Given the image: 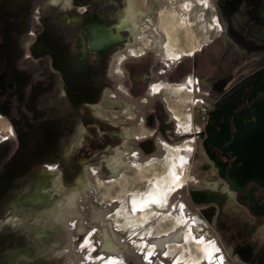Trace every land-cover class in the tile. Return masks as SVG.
I'll list each match as a JSON object with an SVG mask.
<instances>
[{
	"label": "rangeland",
	"instance_id": "rangeland-1",
	"mask_svg": "<svg viewBox=\"0 0 264 264\" xmlns=\"http://www.w3.org/2000/svg\"><path fill=\"white\" fill-rule=\"evenodd\" d=\"M161 1L162 8L167 10L166 18L171 28L176 35L182 36L179 38L185 52L200 45L196 29L201 27L203 33L209 32L211 35L216 30L212 9L223 31L214 42L202 47L191 57L183 55L179 59L168 61L164 58L162 49H157L158 45L152 43V47L147 50L153 52L148 51L141 57L129 56L123 61L121 69L124 77L123 72L115 74L120 78L118 90L122 93H127L122 84L127 83L129 77H137L142 82L147 76L139 74L145 72L146 68L153 71L149 79L147 102L140 103V97L131 102L135 105L131 108L132 115L136 116L134 122L126 125L131 128L122 127L119 132L118 126L125 124L109 121L108 116L112 111H108L107 105L112 100L111 94L122 96L116 88L107 84L109 78L115 80L111 69L112 58L100 60L96 68L90 60H84L86 69L83 68L82 59L71 57L48 59L25 53L23 59L18 60V78L22 90L20 116L14 124L17 134L13 142L0 144V178L4 169L17 166L7 181L0 184V264H252L253 260L242 257L240 250L245 243L254 246V242H262L264 231L261 230H264V226L260 223L259 234L252 238L250 233L242 231V220L236 215L237 206L229 202L219 206L211 199L216 188H203L207 187L212 177L204 172V166H200L201 162L197 160V132L203 122L199 119L198 106L193 105L196 99L208 96L211 92L208 85L202 82L203 77L209 75L211 65L226 60L234 63L233 69L253 60L239 55L238 47L226 33L227 20L220 15L215 0ZM263 2L264 0H260V3ZM262 10L264 14V8ZM58 13H54L53 20ZM39 15L42 12L33 14L29 30L24 24L21 25L25 35L33 34L34 24L39 26ZM145 20L147 38L159 36L156 25L160 19L156 5L146 12ZM53 27L52 35H55L59 26ZM161 38L166 39V36L161 34ZM40 41L44 45L43 39ZM126 49L123 45L122 52ZM25 52L29 51L26 49ZM9 53L14 59L18 57L15 48ZM31 61H34V65L29 66ZM63 62L69 66L72 79L67 83V91L56 88L61 82L59 71L63 68ZM81 66L82 71L89 76L87 80L86 74L84 79L81 77ZM189 77L195 80L193 87H189L193 92L186 89L175 96L165 88L158 92L151 90L153 85L160 82L176 85ZM95 84L99 88L103 87L100 90L97 88L98 97L88 94L90 90L93 92L96 89ZM84 85L89 86V89L83 90L82 95L80 90ZM133 87L135 90L136 86ZM135 91L138 94L143 92ZM47 94H51L53 104L56 96L59 99L61 94H67L68 106L65 109L52 107L49 110L46 104ZM112 97L117 102L115 104H118L119 111L127 109L116 95ZM142 100L145 101V98ZM141 108L144 111L139 113ZM53 111L56 115L59 111L67 113L68 124L49 123L46 116ZM77 111L83 114L81 123L76 120L79 117ZM145 112V129L141 127V136L135 137L134 128L140 125ZM70 116L75 120L73 123H69ZM184 122L189 124L188 127ZM51 125L57 130L52 153L37 141L41 129ZM70 125L71 130L61 128ZM31 131H34L33 135L28 139L27 135ZM185 142L194 149V156L189 163L187 153L170 157L164 148L165 143L173 150L180 148L181 152ZM68 148L74 149L71 157L67 156ZM68 151L70 153L71 149ZM131 151L132 154H138L137 164L147 166L146 181H139L129 174L127 181L121 179L119 183H110L120 178L126 169L136 170V167L129 166L127 152L130 154ZM14 156L18 158L11 160ZM80 159L84 169L77 163ZM168 159H172L170 165ZM40 169L49 174V178L41 185L50 201L44 208L31 210L24 206V199L22 204L18 200L24 195L25 188L32 186L33 182L34 186L37 184L35 177ZM97 185L99 188L96 189ZM33 187L26 189L25 196ZM151 189L163 190L168 208L159 210L155 207L158 216L146 221L148 217L142 219L144 212L135 209L132 199L137 195L148 194ZM196 190L207 193L211 191L206 204L191 202L189 196ZM43 214L47 216H42ZM164 218L173 219L170 223H175V226L160 228ZM184 221L189 224V235L186 241L175 240L174 233L181 231L180 226ZM65 225L67 235L59 239V234H53V231ZM113 235L115 240L111 238ZM104 243L109 247L111 244L116 250L109 251Z\"/></svg>",
	"mask_w": 264,
	"mask_h": 264
},
{
	"label": "flooded vegetation",
	"instance_id": "flooded-vegetation-1",
	"mask_svg": "<svg viewBox=\"0 0 264 264\" xmlns=\"http://www.w3.org/2000/svg\"><path fill=\"white\" fill-rule=\"evenodd\" d=\"M215 2L221 12L220 15L227 20L226 33L238 47L239 55L244 59L252 58L253 62L248 61L242 66L232 69L234 63L225 60L217 65H211L209 75L203 77V84L208 85L211 92L208 96L196 99L193 105L198 106L199 119L203 122L197 132L198 148L196 156L197 160L201 162L199 165L204 166V170H206L204 172H208L209 177H212L207 187L203 188L208 190L209 186L216 188L211 199L219 206L224 202L235 204L237 206L236 215L242 220V231H247L254 238L260 232V223L264 226V177L261 178V174H264V162H253L250 155L243 157V154L252 152V158H255L261 151L264 152V147L261 146V143L259 144V136L264 137V125L259 126L253 135L248 132H241L238 135V130L256 122L260 116L264 117V100H262L264 97V14H262L264 2L263 4L260 3V0H215ZM132 4L137 6L133 21L130 14ZM155 5L160 19V11L164 8H162V1L161 4H151V0H0V126L9 128V138H5L0 132V144L8 141L13 142L15 134H17L15 133L17 129L14 124L20 116L19 102L20 91L22 90L18 78V66L20 64L18 60L23 59L25 53L47 57L48 59H56L57 57L60 59L68 57L82 59L83 68L85 69L86 63L84 60H90L96 68L100 60L106 58L110 60L112 58V73L115 76L118 72H123L124 77V71L121 69L123 61L129 56H144L149 51L147 49L152 47V43L158 45L157 49H162L166 60L172 61L183 55L191 57L195 52L200 51L202 47L214 42L223 31L211 8L213 22L216 26V30L212 35L208 32V38L192 51L185 52L179 40L175 41V47L168 50L170 37L162 30L160 20L156 25L159 28V36L148 39L145 34L147 20L144 21L146 13L143 14V11L146 10L147 12L151 6ZM57 11L59 13L56 19L53 20L54 13ZM40 12H42V15L38 17L39 26L34 24L33 34L25 35L23 33L24 28L21 25L24 24L25 28L28 27L29 30L32 25L31 18L33 14ZM24 19L25 21H23ZM53 26H59V31L55 32V35H52ZM104 33H108L111 37L105 42L101 39V35L103 36ZM161 34H164L166 39H162ZM174 37L177 38V36ZM42 39L44 45H41L40 40ZM179 44L182 47L181 53L179 52ZM123 45L127 49L122 52ZM133 45L136 46L133 47ZM14 48L18 55L15 59L9 53ZM26 49L29 52H25ZM20 50L22 51L20 52ZM28 64L32 66L34 61ZM161 64H163L162 61ZM68 70L69 66L63 62V68L59 71L61 82L59 86L56 85V88L59 87L60 90L67 91V83L72 81ZM79 71L83 79L86 74L85 79L87 80L89 76H87V72L82 71V66ZM152 72L150 68H146L145 72L139 74L147 76V79L142 82L140 79H136L137 77L134 79L129 77L127 83L122 84L127 93L118 90L121 85L118 83L120 78L115 76V80L108 79L107 84L113 86L122 94V96L117 93L111 94L112 100L107 105L108 111H112L115 115L110 112L109 121L125 124V126H118L119 132L122 127L131 128L126 125L135 120L136 116L134 117L131 112L132 106H135L131 103L132 100L140 97V103L147 102L150 88L148 85ZM76 75L78 76V73ZM112 80L113 82H111ZM194 83L195 80L189 77L176 85L160 82L158 85H153L151 90L152 92H158L161 88H165L168 93L172 94L173 89H179L180 92L187 89L193 92L189 87H193ZM86 86L81 87L82 95L83 90L89 89V86ZM133 86H136L135 90L143 92L138 94ZM95 87L96 89L93 92L92 90L88 91V94L98 97V91L103 87L100 86L99 88V85L96 84ZM114 95L121 100L127 109L118 110V104H115L117 102L112 97ZM143 98H145V101L142 100ZM46 102L49 110H52V107L65 109L68 106L67 94H61L59 99L56 96L54 104L51 94H47ZM142 111L144 110L141 108L139 113ZM253 112L255 116L249 117L248 115ZM66 114L59 111L56 115L53 111V113L48 112L46 117L49 123L59 122L63 125V123L68 124L69 119ZM76 114L79 116L76 120L81 123L83 114L78 111ZM146 117L145 112L140 121V129L137 130L135 137L141 136V127L145 129ZM71 120L72 117L70 116L69 123L75 121ZM113 127L115 126L113 125ZM61 128L71 130V125L66 126V128L62 126ZM41 131L37 141L41 144V147L49 149L52 153L53 145L57 140V130L51 125L41 129ZM33 132L28 133V139L31 138ZM251 143L253 148L250 147ZM255 144L256 148L254 147ZM68 149H71L70 153ZM68 149L67 156L71 157L74 149ZM193 154L194 149L189 147L186 157L188 163L194 156ZM17 158L14 156V159L11 160ZM82 159L77 162L80 167H82L80 164ZM86 160L88 161V159ZM16 167L9 166L4 169L0 184L3 185L7 181ZM33 186L34 182L28 188ZM28 188L24 189V195L18 200L21 204L22 199L25 200L26 189ZM196 191H193L189 196L191 202L206 204L208 201L207 196L211 191L210 193ZM0 202H2L1 197ZM240 251L242 257L253 260L252 264H264V240L257 244L254 242V246L251 243H245Z\"/></svg>",
	"mask_w": 264,
	"mask_h": 264
},
{
	"label": "bare ground",
	"instance_id": "bare-ground-1",
	"mask_svg": "<svg viewBox=\"0 0 264 264\" xmlns=\"http://www.w3.org/2000/svg\"><path fill=\"white\" fill-rule=\"evenodd\" d=\"M155 3H158V4H161V0H151V4H155ZM202 5L200 4L199 8H201ZM149 11V10H147ZM166 8L164 7L161 11H160V24H161V28L162 30L164 31L165 34H167L169 37H170V40H169V43H168V50L171 48V47H175V41H178L180 42V38L182 37L181 35H176L175 32L173 31V29L171 28V24L169 23L168 19L166 18ZM136 12H137V6H135L134 4H132L131 6V10H130V14H131V20L133 21L135 16H136ZM142 13V12H140ZM146 13V10L143 11V14ZM186 23H187V20H186ZM123 28V27H121ZM107 36V38H106ZM174 36H177L174 37ZM196 36L198 38H200V43L205 41L207 38H208V34L206 33H203L201 27H199L198 29H196ZM180 37V38H179ZM111 37H109L108 33H104V35L102 36L101 35V39L103 42H105L106 40L110 39ZM180 45V44H179ZM182 47L181 45L179 46V52L181 53L182 52ZM173 94L175 96H178L180 94V90L179 89H173ZM179 121V120H178ZM185 126L188 127V123L187 122H184ZM140 127H135L134 129V134H136L137 130H139ZM0 132L1 134L5 137V138H9V128L8 127H1L0 126ZM163 144V143H162ZM164 148H166L167 152L169 153L168 155L171 157V156H181V153H187L188 152V149H189V146H188V143L185 142V145L183 147V151L180 152V148L176 149V150H173L172 147H169L167 146L165 143H164ZM177 148V147H176ZM130 152V151H129ZM166 152V153H167ZM127 155L129 156V159H130V162H129V166L130 167H136V170L135 171H131V169H126V171H124V173L121 174V177L110 182V183H116V181H120L121 179H124L127 181L128 179V176L129 174L130 175H133L135 176V178H137V180L139 181H142V182H145L146 181V174H147V166L144 164V165H141V164H137V159H138V154L134 153L132 154V151L130 154H128L127 152ZM168 158V157H167ZM122 159V158H120ZM169 160V159H168ZM172 160V159H170ZM169 160V161H170ZM137 162V163H136ZM140 162V161H139ZM168 162V161H167ZM166 162V163H167ZM164 163V162H163ZM171 164V161L168 162V164ZM167 164V165H168ZM169 164V165H170ZM126 165V164H125ZM128 165V164H127ZM126 165V166H127ZM93 173H96L95 171H93ZM49 178V174L45 171V170H40L38 171L37 173V177L35 178V181L37 182V184L33 187V189H30L29 190V193L25 196V204L24 206H27L28 208H31L32 209H40V208H44L46 207L48 204H49V196L45 193V191L42 189V185L41 183L42 182H45L47 179ZM35 182V183H36ZM40 183V184H39ZM119 183V182H118ZM165 185H167L166 183H164ZM96 189L99 188V185L95 186ZM113 187V186H112ZM122 189V188H121ZM129 192V190L127 191ZM120 194V193H119ZM110 196V195H109ZM121 198V197H120ZM124 199V198H123ZM104 200V199H103ZM133 204L135 206V209L136 210H141L144 212V214H142V219L147 218L146 221H149L148 219L151 217L152 219L157 217L158 216V211H157V208L159 210H164L166 208H168V202H167V198H166V195L164 194L163 190L162 189H151L150 192L146 195H137V196H134L133 199ZM18 204V203H17ZM132 205V204H131ZM157 207V208H155ZM123 209V208H122ZM25 210V209H24ZM23 210V211H24ZM124 212V211H122ZM42 216H47L46 214H43ZM110 216V215H109ZM141 216V215H140ZM121 217V216H120ZM122 218V217H121ZM125 218V217H124ZM119 219V218H118ZM130 219V218H129ZM136 219V218H135ZM143 219V220H144ZM46 220V219H45ZM131 220V219H130ZM151 220V219H150ZM145 221V222H146ZM170 221H173V219H162V222L160 223V228L163 227V226H168V227H174L175 226V223L174 224H171ZM127 222V219L126 221ZM131 222V221H130ZM143 222V221H141ZM134 223V222H133ZM139 223V222H138ZM137 224V223H136ZM142 225V224H140ZM51 226V224H50ZM138 227V226H137ZM181 227V231L180 232H176L174 233L175 234V240H184L186 241L188 235H189V231H190V228H189V224L187 221H184L182 223V225L180 226ZM119 228V227H118ZM146 228V227H145ZM58 230H61L60 232ZM58 230H54L53 231V234H59L58 237L59 239L60 238H63V237H66V231H67V228H66V225L65 226H60V228ZM118 230V229H117ZM132 230V229H131ZM108 231L109 229H107L106 233L108 234ZM58 232V233H57ZM136 232V231H135ZM34 234V232H32ZM31 234V233H30ZM113 237V239L115 240V236H111V238ZM42 237L39 238V240H41ZM108 238H109V235H108ZM35 240V239H34ZM129 240V239H128ZM91 241V240H90ZM36 242L38 243V240H36ZM109 242V241H108ZM172 242V241H171ZM173 242H177V241H173ZM106 246H108L107 243H104ZM90 245V244H89ZM138 246V245H137ZM107 249L109 251H115V247L111 246L110 244V247L108 246ZM113 260V259H111ZM117 260V259H116ZM119 262V261H118ZM117 262V263H118ZM121 262V261H120Z\"/></svg>",
	"mask_w": 264,
	"mask_h": 264
},
{
	"label": "water",
	"instance_id": "water-1",
	"mask_svg": "<svg viewBox=\"0 0 264 264\" xmlns=\"http://www.w3.org/2000/svg\"><path fill=\"white\" fill-rule=\"evenodd\" d=\"M262 100H264V97H263V99ZM249 117H253V116H255V114H254V112L253 113H251V114H249L248 115ZM257 119H258V117H257ZM264 125V117H261L260 116V118L256 121V122H254V123H250V124H248V125H246L243 129H241V130H238V135L241 133V132H248L249 134H252L253 135V133L255 134V132L257 131V129H258V127L259 126H263ZM243 130V131H242ZM240 131V132H239ZM252 137V136H251ZM250 137V138H251ZM263 142V143H262ZM261 143V146L262 147H264V137H260L259 136V144ZM250 147H252L253 148V145H252V143H251V145H250ZM255 148L257 147L256 146V144H255V146H254ZM248 155H250V157H251V161H260V163H262V162H264V152L263 151H261L260 152V154L259 155H257L255 158H252L253 157V154H252V152H249L248 154H243V157H247ZM239 156H240V154H239ZM262 177H264V174H261V178Z\"/></svg>",
	"mask_w": 264,
	"mask_h": 264
}]
</instances>
